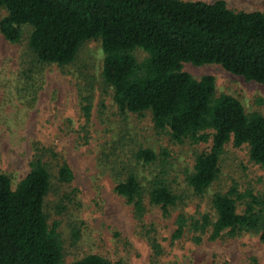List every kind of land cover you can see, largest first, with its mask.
<instances>
[{
    "label": "trees",
    "instance_id": "obj_1",
    "mask_svg": "<svg viewBox=\"0 0 264 264\" xmlns=\"http://www.w3.org/2000/svg\"><path fill=\"white\" fill-rule=\"evenodd\" d=\"M0 8L6 12L0 34L18 43L21 27H29L27 47L40 64L70 65L82 43L99 40L102 81L121 113L149 112L154 130L167 132L175 144H209L207 151L195 155L185 177L195 194H203L216 180L219 158L229 143L246 146L249 161L264 176V116L246 113L230 95L216 96L212 76L195 80L182 71L184 63L214 64L264 85L262 13L231 11L221 0H0ZM135 49L146 54L142 62L133 56ZM24 77L27 82L34 79L28 73ZM82 111L87 116L89 109ZM133 156L137 163L156 161L146 149ZM37 157L15 188L0 173V264H60V246L48 228L44 204L54 178L68 185L73 176L66 163L53 176ZM122 176L114 175L113 191L136 215L142 214L145 202L163 210L176 205L177 196L159 175L146 189L132 171ZM210 202L214 218L206 222L211 238L247 231L264 241V196L233 186L214 194ZM71 264L111 263L90 254Z\"/></svg>",
    "mask_w": 264,
    "mask_h": 264
},
{
    "label": "rangeland",
    "instance_id": "obj_2",
    "mask_svg": "<svg viewBox=\"0 0 264 264\" xmlns=\"http://www.w3.org/2000/svg\"><path fill=\"white\" fill-rule=\"evenodd\" d=\"M221 1L231 11L264 15V0ZM5 14L0 8V20ZM29 33L22 26L18 43L0 34V173L15 188L34 157L40 156L53 176L62 163L70 168L72 181L62 185L54 178L44 204L48 228L60 246V264L90 254L111 264H264V241L258 233L225 231L211 238L206 222L214 218V194L234 186L264 196L263 172L249 161L246 146L225 145L216 180L203 194H195L185 177L195 155L209 144H175L167 132L154 130L149 112L121 113L102 81L99 40L82 43L75 60L60 67L35 60L27 47ZM133 56L137 62L146 58L140 49ZM182 71L195 80L212 76L216 96L230 95L246 113L264 116V85L214 64L184 63ZM27 73L34 79L27 82ZM83 107L89 109L87 116ZM139 149L155 154L154 165L135 161ZM128 171L145 189L155 175L165 179L178 198L176 205L163 210L145 202L142 214L136 215L113 191L114 175L121 179Z\"/></svg>",
    "mask_w": 264,
    "mask_h": 264
}]
</instances>
